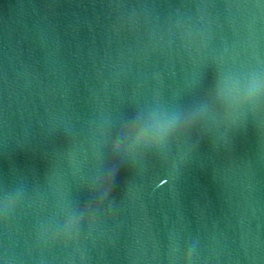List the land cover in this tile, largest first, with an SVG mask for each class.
Segmentation results:
<instances>
[{
	"label": "water",
	"instance_id": "obj_1",
	"mask_svg": "<svg viewBox=\"0 0 264 264\" xmlns=\"http://www.w3.org/2000/svg\"><path fill=\"white\" fill-rule=\"evenodd\" d=\"M0 264H264V0H0Z\"/></svg>",
	"mask_w": 264,
	"mask_h": 264
}]
</instances>
